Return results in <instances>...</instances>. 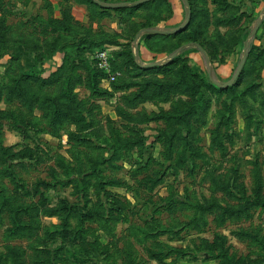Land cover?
<instances>
[{"label":"rangeland","instance_id":"1","mask_svg":"<svg viewBox=\"0 0 264 264\" xmlns=\"http://www.w3.org/2000/svg\"><path fill=\"white\" fill-rule=\"evenodd\" d=\"M179 1L0 0V264H264V0Z\"/></svg>","mask_w":264,"mask_h":264},{"label":"trees","instance_id":"2","mask_svg":"<svg viewBox=\"0 0 264 264\" xmlns=\"http://www.w3.org/2000/svg\"><path fill=\"white\" fill-rule=\"evenodd\" d=\"M100 1V0H99ZM79 3H89V4H92L94 5L95 7H99V8H102V9H122V8H125V7H129L130 5H126V6H122V7H116V8H106V7H102L100 6L99 4H97L94 0H78ZM102 2V1H101ZM145 2V1H144ZM144 2H141V3H137L135 5V7H137L138 5H142ZM106 3V2H104ZM133 6V5H131ZM50 23H52V21H49ZM60 28V27H59ZM180 31L176 32V33H179ZM175 33V34H176ZM175 34H161V33H155V32H146V39L150 40L152 39L153 37H157V36H160V37H167V36H170V35H175ZM201 45V44H200ZM254 45L253 43L250 44L249 48L247 49V53L246 55L248 56L250 53H252L253 49H254ZM122 53H119L118 55H120ZM176 58H173L172 60H175ZM112 62H113V58H112V55L110 54V65H112ZM246 62V60H245ZM245 65V64H244ZM133 66L136 67V68H141V69H144V70H152V71H161L162 69L165 68V65L161 64V65H155V66H141L139 64H137L136 62H133ZM188 70L190 71L189 72V76H193L196 74L195 71H192L188 68ZM188 70H187V73H188ZM183 71L186 72V68L183 69ZM243 68L239 74V76L235 79V81L233 82V84L237 83V81L240 80L241 76H242V73H243ZM43 73H45V69H39V70H36V64L33 63V64H30L29 67H28V70L24 73H23V76L25 78H33V79H37L38 81H40L43 85H46V84H50L51 82H53V79H54V72L52 73H49L47 76H44ZM118 77V76H117ZM116 77V78H117ZM115 78V79H116ZM114 79V80H115ZM205 80L207 81V83L211 86H213L214 88H217V90L219 91H222V89H224L225 87H215V83L213 82V80L211 79V77L209 76L208 78L205 77ZM98 79L96 81H93L90 85V89L92 91V93H95V94H101V93H106V92H103L101 91V89L98 87ZM191 86H194V85H191ZM230 86V85H229ZM233 86V85H232ZM228 87V86H226ZM120 88V87H118ZM165 117L169 118V117H174V116H170V115H166ZM183 117V116H182ZM258 199V198H257ZM25 229L23 225H21L20 222L18 221H14V224H13V234H15L17 231H20V230H23ZM99 247V245H98Z\"/></svg>","mask_w":264,"mask_h":264},{"label":"water","instance_id":"3","mask_svg":"<svg viewBox=\"0 0 264 264\" xmlns=\"http://www.w3.org/2000/svg\"><path fill=\"white\" fill-rule=\"evenodd\" d=\"M94 1H95L97 4H99L100 6H102V7H106V8H116V7H122V6L130 5V4H132V3H133V4L141 3V2H144V1H147V0H136V1H133V2H120V3H113V4L104 3V2H101V1H99V0H94ZM183 2H184V4H185V6L187 7V11H188V12H187L186 19H185V21H184L183 24H181V25H179V26H177V27H175V28H173V29L162 30V31H160V30H156V29H141V30H139L138 33L136 34V36H135V38H134V42H135V43L137 42V40H138V38H139V36H140V34H141L142 32L170 33V34H171V33H176V32H178V31L183 30V29L186 27V25L189 23V21H190V17H191V11H190V9H189L188 1H187V0H183ZM263 8H264V7H263ZM260 22H261V18H259V19L257 20V22H256V24H255V26H254V28L252 29V31H251L250 34L248 35V37H247V42H246L245 45L243 46V52L247 49V46H248V44H249V41L251 40V38L254 36L255 32L257 31ZM189 44H190V43H189ZM189 44H187V45H189ZM195 45H196V47L198 48V50L204 54L205 59H206V61H207L208 58H207V54H206L204 48H203L199 43H195ZM179 51H180V49L177 50V52H176L175 54H177ZM175 54H174V55H175ZM245 60H246V54L243 53L242 56H241V59H240V61H239V63H238V66H237V68H236V71L234 72L232 78H231L229 81H227V82H225V83H223V84H219V83L216 82V81H213V82H214L217 86H219V87H226V86H229V85L233 84V82L235 81V79L239 76V74H240V72H241V70H242V68H243V66H244V64H245ZM160 64H161V62L157 61V62H152V63H146L144 66H155V65H160Z\"/></svg>","mask_w":264,"mask_h":264},{"label":"built area","instance_id":"4","mask_svg":"<svg viewBox=\"0 0 264 264\" xmlns=\"http://www.w3.org/2000/svg\"><path fill=\"white\" fill-rule=\"evenodd\" d=\"M95 58L97 60V64L99 68L109 70L111 65H110V53L108 52L107 49H101L96 52ZM119 73H115L110 75V80H114Z\"/></svg>","mask_w":264,"mask_h":264},{"label":"crops","instance_id":"5","mask_svg":"<svg viewBox=\"0 0 264 264\" xmlns=\"http://www.w3.org/2000/svg\"><path fill=\"white\" fill-rule=\"evenodd\" d=\"M51 1V0H50ZM174 3H175V5H176V7H177V11H179V9H178V4H180V1L179 0H172ZM79 3V2H78ZM82 6H78V5H73V9H80ZM178 13L179 12H173V15H171V17L165 22L166 23V25H171V29H173V28H175V27H177V26H179L178 25V21H179V19H178ZM138 43H142V42H140V40H138ZM142 46L141 45H139V52H140V54L142 55ZM144 63H146V62H144ZM43 75H44V73H43ZM44 76H46V75H44Z\"/></svg>","mask_w":264,"mask_h":264}]
</instances>
